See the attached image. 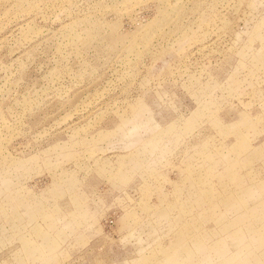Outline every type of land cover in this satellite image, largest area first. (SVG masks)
I'll return each instance as SVG.
<instances>
[{
	"label": "rangeland",
	"instance_id": "obj_1",
	"mask_svg": "<svg viewBox=\"0 0 264 264\" xmlns=\"http://www.w3.org/2000/svg\"><path fill=\"white\" fill-rule=\"evenodd\" d=\"M0 264H264V0H0Z\"/></svg>",
	"mask_w": 264,
	"mask_h": 264
}]
</instances>
